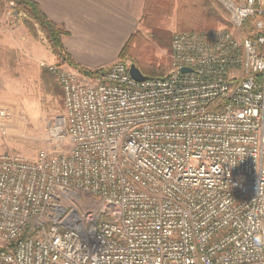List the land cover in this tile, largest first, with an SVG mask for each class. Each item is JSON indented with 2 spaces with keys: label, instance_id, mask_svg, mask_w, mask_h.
Instances as JSON below:
<instances>
[{
  "label": "built area",
  "instance_id": "obj_1",
  "mask_svg": "<svg viewBox=\"0 0 264 264\" xmlns=\"http://www.w3.org/2000/svg\"><path fill=\"white\" fill-rule=\"evenodd\" d=\"M216 1L230 27L174 32L163 77L49 66L53 148L0 156V264H264V0Z\"/></svg>",
  "mask_w": 264,
  "mask_h": 264
},
{
  "label": "rangeland",
  "instance_id": "obj_2",
  "mask_svg": "<svg viewBox=\"0 0 264 264\" xmlns=\"http://www.w3.org/2000/svg\"><path fill=\"white\" fill-rule=\"evenodd\" d=\"M195 2L200 8L192 7V15L198 16L196 20H208V27L196 30L230 27L216 0ZM182 5L191 4L184 0ZM12 6V0H0V108L9 112V119L0 128V156L33 159L39 149L53 148L46 130L63 115L62 88L49 66L72 67L58 64L37 24L34 36L24 23L23 15L16 14ZM189 14L184 9H174L169 16L154 20V29L140 20L137 41L130 53L118 60L134 63L146 77L166 75L171 63L172 35L182 31L177 22L188 21ZM94 204V200L87 201L88 206Z\"/></svg>",
  "mask_w": 264,
  "mask_h": 264
},
{
  "label": "crops",
  "instance_id": "obj_3",
  "mask_svg": "<svg viewBox=\"0 0 264 264\" xmlns=\"http://www.w3.org/2000/svg\"><path fill=\"white\" fill-rule=\"evenodd\" d=\"M45 15L61 25L66 53L89 70L106 68L119 59L129 39L140 28L145 0H35ZM189 2V0H187ZM174 9L179 5L176 1Z\"/></svg>",
  "mask_w": 264,
  "mask_h": 264
},
{
  "label": "trees",
  "instance_id": "obj_4",
  "mask_svg": "<svg viewBox=\"0 0 264 264\" xmlns=\"http://www.w3.org/2000/svg\"><path fill=\"white\" fill-rule=\"evenodd\" d=\"M176 1L178 5L180 4V8L184 9L186 12H190L188 15V21L184 22H177V25L182 31H199L196 29L199 28H206L208 27V20L204 18L203 21L196 20L198 16L192 15V7L199 9L196 5L195 0L189 1L190 6L182 5L184 0H145L143 6V15L141 18V22L144 23L147 27L154 29V20L169 16L171 11L174 10ZM13 6L12 9L16 14L23 15V21L26 24L27 28L30 32L35 36V25L37 24L39 30L45 36L53 54L55 55L56 59L58 60V64H68L74 69H77L87 75L96 76L98 75L103 69L98 70H89L82 67H79L66 53L63 44H62V37L67 34V31L61 26L53 21H51L45 13L41 10L39 4L35 0H12ZM194 4V5H193ZM182 5V7H181ZM194 10V11H195ZM197 12V11H195ZM197 14V13H195ZM140 32L136 31L132 34L129 39L126 41L124 46L122 47L119 58L127 55L130 53L133 44L137 41V36ZM154 36V35H153ZM156 39L157 37L154 36ZM156 75V74H154ZM147 76V77H163L165 75H156V76Z\"/></svg>",
  "mask_w": 264,
  "mask_h": 264
},
{
  "label": "water",
  "instance_id": "obj_5",
  "mask_svg": "<svg viewBox=\"0 0 264 264\" xmlns=\"http://www.w3.org/2000/svg\"><path fill=\"white\" fill-rule=\"evenodd\" d=\"M190 69L187 68V67H183L182 68V71L183 72H187L189 71ZM128 72L129 74L131 75V77L136 80V81H142L146 78V76H144L142 74V72L140 71V69L134 64V63H131L129 65V69H128Z\"/></svg>",
  "mask_w": 264,
  "mask_h": 264
},
{
  "label": "clouds",
  "instance_id": "obj_6",
  "mask_svg": "<svg viewBox=\"0 0 264 264\" xmlns=\"http://www.w3.org/2000/svg\"><path fill=\"white\" fill-rule=\"evenodd\" d=\"M255 239H256V242H257V243H260V242L262 241V239H264V238H262L261 236L257 235V236L255 237Z\"/></svg>",
  "mask_w": 264,
  "mask_h": 264
}]
</instances>
